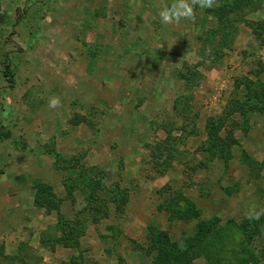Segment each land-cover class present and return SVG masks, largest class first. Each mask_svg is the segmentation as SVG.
Instances as JSON below:
<instances>
[{
	"label": "rangeland",
	"instance_id": "374dc122",
	"mask_svg": "<svg viewBox=\"0 0 264 264\" xmlns=\"http://www.w3.org/2000/svg\"><path fill=\"white\" fill-rule=\"evenodd\" d=\"M150 1L0 0V264H159L163 235L164 264H264V216L247 218L264 209V25L241 21L264 23V0L226 38L214 29L233 0L196 6L172 45H116L140 37L134 13ZM95 63L129 74L109 120L99 85L75 76ZM41 185L56 208L36 204ZM93 197L107 204L96 221ZM76 218L79 246L55 243Z\"/></svg>",
	"mask_w": 264,
	"mask_h": 264
},
{
	"label": "crops",
	"instance_id": "0c3cea01",
	"mask_svg": "<svg viewBox=\"0 0 264 264\" xmlns=\"http://www.w3.org/2000/svg\"><path fill=\"white\" fill-rule=\"evenodd\" d=\"M165 1L166 0H153V1L145 3L144 6L137 7V10L134 13L135 23L133 22V24H135V26H138L137 28H138L140 37L138 36L130 37L129 35H127L126 32H123L120 36H118L119 39L116 45L118 46H123V45H127V46L142 45L144 46V45H151V44L156 45L158 43L157 40H159V38L160 40L162 38H165V40H169L168 44L172 45L173 41L170 38V35L175 28L174 27L175 23L164 24L161 22V19L159 16L160 11L164 7H166ZM170 1H173V0H170ZM124 12H126V14H129L127 9H124ZM108 16L109 15H107L106 17L108 18ZM103 24H102V27H104ZM109 24L112 26L111 29L113 30L115 23L110 22ZM142 29L147 30V31H149V29L159 30L161 32L165 31V34H162L160 32L159 37L156 35L155 39L153 40L154 42L152 43V42L146 41L145 38L141 37L140 30ZM167 30L170 31V33H168ZM104 35L105 34H102L103 38H104ZM127 58L128 57H124L125 59L124 63ZM145 60H147L146 57L144 56L140 57L141 62H144ZM101 64L103 67V63ZM100 68H101V65L99 63H95L91 67L84 65L82 67V70L79 71L77 74H75V76L77 77L76 79L82 78L88 81V83L90 81V82H93V84L97 86L99 85L98 88H96L93 93L96 94V98L98 99L97 105L99 104L101 106H105L106 109H105L104 115L107 118L108 115H110L109 113L113 109L114 105H124V101L126 102V99H124V97L121 98V94L123 92V89L125 88V83H123V79L125 78L126 75H129V74L125 72L126 68L123 69V66L121 65L119 67V70L113 71V72H110L108 70L104 71L103 68L101 69ZM81 85H82V82H81ZM80 87H81L80 92L87 91L88 87L86 84ZM124 90L127 91L126 88ZM106 118H103V120L105 119V123L101 124V127L108 125L109 119L107 118L108 119L107 120ZM70 136L72 137L73 135H70Z\"/></svg>",
	"mask_w": 264,
	"mask_h": 264
},
{
	"label": "trees",
	"instance_id": "16d2710c",
	"mask_svg": "<svg viewBox=\"0 0 264 264\" xmlns=\"http://www.w3.org/2000/svg\"><path fill=\"white\" fill-rule=\"evenodd\" d=\"M246 4H252L253 5V0H233L231 2V6H229L226 10H220V12L218 13L217 16V27L214 29V33L216 34L217 32H219L220 34H223V37L226 38V36L231 35L234 32H237V26L236 23L238 20L243 21L247 26H249L251 28V30L255 33L259 28H261L264 23L263 22H253L250 21L248 19H244L243 17L240 19L239 14L243 13L244 7L246 6ZM258 7H251V9L246 10L245 12H251L255 9H257ZM233 13V17L230 16V14ZM231 38V37H230ZM214 52L211 53V60H213V63L216 62L217 58H215L214 56ZM4 76L6 77V79L8 80V82L11 84L13 82V73L10 70V64H9V58L6 57V63L4 65ZM189 78L186 79V83L185 86L189 85L188 82ZM157 149H161V143H157L156 144ZM154 149V148H153ZM152 157H155V161L157 162L158 158V154H153L151 153ZM39 193L36 194L35 196V202L37 205L39 206H46V208H56L58 205L59 200L56 199L53 195V198L51 196V190H48L44 185H41L39 187ZM50 197V198H48ZM106 200V199H105ZM113 200H116V198H113ZM91 204H89V209H93L95 210V212H97L95 215H92V220L96 221L97 219V214L100 210V207L102 208V206L104 207L102 216L106 217L107 216V211H105L107 204L106 201H104V199H102V202L98 203V205H93L94 204V197H93V201L91 200ZM105 202V203H104ZM101 205V206H100ZM81 221L76 218L73 219L71 221H66V224L63 225V227L61 228V235L60 237H58V239H56L54 242L55 243H60L63 247H77L80 244V235L83 233H78L75 234V229H78L76 227L80 226ZM67 227V229H66ZM166 242V238L165 235H163V239L161 240L159 237L157 239H155V243L154 246L155 248L158 246V243H160V247H159V251H158V256L160 258V260L158 261L159 264H164L169 257V245ZM164 254V255H163ZM3 256V254H2ZM6 256V257H5ZM10 257L9 255H4V258H8ZM13 258V257H10ZM70 264H86V262L84 263L83 260H81L80 263H78V261L74 258L70 259ZM25 264V263H23ZM89 264H95L93 262L89 263Z\"/></svg>",
	"mask_w": 264,
	"mask_h": 264
},
{
	"label": "clouds",
	"instance_id": "9594fccd",
	"mask_svg": "<svg viewBox=\"0 0 264 264\" xmlns=\"http://www.w3.org/2000/svg\"><path fill=\"white\" fill-rule=\"evenodd\" d=\"M216 5V0H174L170 6L164 7L160 13L161 22L164 24L179 23L182 19L191 20L195 15V7L201 9H210ZM50 107L60 106L58 97L53 98L49 104ZM264 216V209L257 211L255 207L249 210L247 218L250 221L259 220Z\"/></svg>",
	"mask_w": 264,
	"mask_h": 264
}]
</instances>
